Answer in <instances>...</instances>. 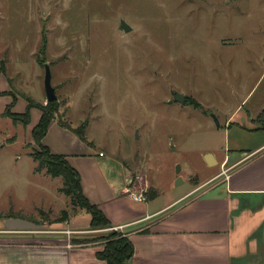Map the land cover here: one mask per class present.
<instances>
[{"label":"rangeland","instance_id":"1","mask_svg":"<svg viewBox=\"0 0 264 264\" xmlns=\"http://www.w3.org/2000/svg\"><path fill=\"white\" fill-rule=\"evenodd\" d=\"M261 31L264 0H0V231L9 215L44 226L70 208L62 178L37 172L30 155L40 110L27 125L14 117L25 97L46 105L42 62L54 119L86 124L78 142L90 164L106 176L133 171L130 183L146 192L151 181L167 192L180 176L182 192L219 171L203 152H224V116L262 70ZM76 138L53 127L47 139L62 150Z\"/></svg>","mask_w":264,"mask_h":264},{"label":"crops","instance_id":"2","mask_svg":"<svg viewBox=\"0 0 264 264\" xmlns=\"http://www.w3.org/2000/svg\"><path fill=\"white\" fill-rule=\"evenodd\" d=\"M261 47L262 54L255 57L261 72L224 116V152H203L212 155L219 171L192 181L182 192L175 191V184L159 191L146 181L154 196L132 200L126 190L138 189L130 183L134 172L106 176L88 162L89 149L78 137L55 150L47 139L50 128L72 132L52 120L42 144L65 155L80 172L84 195L112 227L91 228L90 215L77 210L40 229L0 231V264H106L96 257L103 244L94 239L113 228L134 246L129 264H264V130L257 120L264 114V37ZM202 163L209 167L204 159Z\"/></svg>","mask_w":264,"mask_h":264},{"label":"trees","instance_id":"3","mask_svg":"<svg viewBox=\"0 0 264 264\" xmlns=\"http://www.w3.org/2000/svg\"><path fill=\"white\" fill-rule=\"evenodd\" d=\"M43 50V47H41ZM4 69H0V73H3ZM27 101V106L25 111L20 114H14L16 119H21L24 125L30 122V109L37 108L40 110L41 114L36 125L31 129V137L33 142L39 147V151L31 152L30 155L33 160L37 163L35 170L40 172L44 170L45 174L51 177H61L63 180L62 186L59 191L64 195L69 197L70 208L68 210L61 211L56 222H61L66 220L71 213L74 214L75 210H84L91 217L90 227L91 228H110L111 223L106 218L102 210L98 205L91 203L88 198L84 195L81 187V177L79 172L73 168L68 161L66 156L63 154L52 153L49 148L42 144V138L46 135L48 126L50 122L54 119L53 102H47L46 105H39L33 103L29 98L25 97ZM15 103V98L9 104L13 106ZM8 105L7 108L8 109ZM257 120L262 124V129L264 130V114H261ZM59 124L69 130L70 132L77 135V137L87 142L85 137L86 124L83 123L76 128L70 127L68 124L58 121ZM154 193L151 188L147 192V197H153ZM9 215L8 217H12ZM113 231L107 232L105 234L100 233L94 240L101 241L103 247L100 251H97L96 257L103 260L106 264H129V260L134 253V246L128 236L124 235L121 231L117 229H112ZM104 233V232H103ZM102 234V235H101Z\"/></svg>","mask_w":264,"mask_h":264},{"label":"water","instance_id":"4","mask_svg":"<svg viewBox=\"0 0 264 264\" xmlns=\"http://www.w3.org/2000/svg\"><path fill=\"white\" fill-rule=\"evenodd\" d=\"M124 32H128L131 27L126 24L124 20H120V26H119ZM44 75H43V84H44V90H45V98L46 102H53L57 100V96L55 93V88L51 83V70L50 65L47 62H42ZM172 101H178L180 103H184L185 101V95L177 92L172 91ZM216 124L219 125L218 121L215 119ZM204 160L207 164H212V155L211 154H205L203 156ZM180 167L177 165V173H179ZM182 181L181 177L178 176L175 185H178ZM4 228L8 230H30V229H40L42 225L35 223L33 221H30L26 218L21 217H7L4 219L3 222Z\"/></svg>","mask_w":264,"mask_h":264},{"label":"built area","instance_id":"5","mask_svg":"<svg viewBox=\"0 0 264 264\" xmlns=\"http://www.w3.org/2000/svg\"><path fill=\"white\" fill-rule=\"evenodd\" d=\"M99 155H102V152L99 153ZM138 178V180H140L139 176H136ZM126 193L128 194V196L135 201H145L147 199V195H146V188L142 187V188H138L137 190L135 189H127ZM115 229V228H113Z\"/></svg>","mask_w":264,"mask_h":264}]
</instances>
